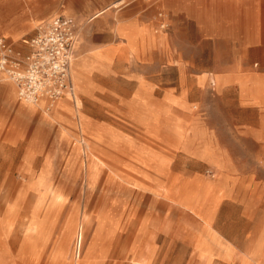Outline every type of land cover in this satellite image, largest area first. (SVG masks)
I'll list each match as a JSON object with an SVG mask.
<instances>
[{"label": "rangeland", "instance_id": "374dc122", "mask_svg": "<svg viewBox=\"0 0 264 264\" xmlns=\"http://www.w3.org/2000/svg\"><path fill=\"white\" fill-rule=\"evenodd\" d=\"M60 1L29 6L11 0L0 13L1 26L21 29L28 17ZM110 1L116 4L90 20L92 10ZM71 6L79 15L76 28L86 30L82 49H99L98 66L86 75L91 92L84 82L81 99L69 100L83 115L58 135L53 116L38 109L47 124L16 113L0 95V264H196L195 249L205 264H216L214 258H230L224 245L237 251L241 264L264 260V76L239 92L228 80L233 77L218 87L200 75L238 67L241 54L231 46L201 40L203 14L222 7L175 0H71ZM132 6L134 12L123 13ZM252 63L264 71V46ZM81 67L91 71L94 63ZM176 84L177 91H165ZM140 86L151 102L136 93ZM203 137L219 148L225 163L219 174L171 151L172 139L196 144ZM199 155L216 164L205 148ZM159 161L172 166L179 184L194 176L225 182L229 196L246 192L257 202V216H212L209 223L203 216L208 224L196 216H164L171 190L145 184L164 183L168 174L154 171ZM237 180L256 184L238 189ZM191 190L207 189L179 188L176 202L191 206L201 197L185 195Z\"/></svg>", "mask_w": 264, "mask_h": 264}, {"label": "crops", "instance_id": "0c3cea01", "mask_svg": "<svg viewBox=\"0 0 264 264\" xmlns=\"http://www.w3.org/2000/svg\"><path fill=\"white\" fill-rule=\"evenodd\" d=\"M11 0H0V13L4 10L5 6ZM17 1V0H16ZM26 4L31 6L35 0H23ZM175 2H185L188 6L190 4L196 5L202 2L203 4H207L210 7H222L221 12H210L209 14H203L201 26H199L201 32V40L212 42L213 44L218 45H227L231 46L235 53H240L241 57L237 59L239 63L237 64L238 67L235 71H207L201 72L202 77H211L214 78L218 87H222L225 80L224 77H233L232 80L234 85L237 86V90L242 92L243 87L245 86H252V80L258 77L264 76V71H259L255 68L250 67L252 63V58L256 56V52L258 51L259 45L264 46V0H175ZM116 1H110L103 7L98 9H94L91 11L90 20L97 18L100 14L104 13L105 9L108 7L115 5ZM125 9V10H124ZM133 9V6L130 8H122L123 13L130 12ZM129 10V11H128ZM136 8L133 9L134 12ZM182 12L179 9H174L173 12ZM77 10L71 6V0H62L60 2H55L54 5L46 10H43L39 15H35L32 17H28L25 24L21 27V29H12V28H3L1 26L2 20L0 18V38L5 40V42L11 45L15 50L20 52H27L28 51V42L32 35L34 34L35 28L37 25L46 22L57 15L68 16L73 19L76 24V18H79L77 15ZM187 18L193 19L196 21L198 15L192 13L188 10L182 12ZM79 20V19H78ZM42 21L41 23L37 24L38 22ZM127 21V18H122L119 20L121 24ZM37 24V25H36ZM36 26V27H35ZM77 26V25H76ZM243 28H246L249 31L242 32ZM253 29L254 31H251ZM86 30L84 29L83 25L77 29L76 32V41L73 48V55H72V63L70 65V80L73 89L74 97H70L69 95L63 96L62 100L58 102L55 109L50 114L49 118L52 116V121L57 124V134L65 135L64 129H62V125H68L72 123L71 120L75 118L76 114L80 117L83 115L79 111H77L78 107L74 104L70 103V101H74L75 98L80 97V93H82V83L86 82L90 86L89 93L91 92V83L86 80V75L91 73L98 65L94 61L96 60L95 55H98L99 49L94 48L91 52L83 50L81 44L79 42V38H83ZM259 32L261 34H259ZM18 35L16 38H12L11 35ZM126 35V34H125ZM94 53V54H93ZM180 56L178 53L175 55V59H179ZM91 60L94 63V68L90 70L84 71L81 64L86 61ZM82 69H81V68ZM84 67V65H83ZM188 74L181 73L178 75L179 77L187 76ZM189 75H192L189 72ZM209 75V76H208ZM249 78L248 81L242 78ZM181 82H183L181 80ZM249 82V83H248ZM177 86H168L166 87L165 91L174 92L177 91ZM140 88L136 91L144 97V99L149 103L151 99L146 97L144 93L146 92L144 89ZM88 93V94H89ZM168 93V92H167ZM79 94V95H78ZM0 95L3 96L4 104H6L11 110L15 111L16 113L23 114L26 116H33L36 117L37 120L43 123L49 124V122H44L40 119V115L38 112V108L24 103L20 101L16 96V91L14 86L11 82L4 79L0 75ZM78 97V98H79ZM167 99V96H164ZM81 99V97H80ZM70 100V101H69ZM162 99H160L161 102ZM82 102V100H81ZM46 103V102H45ZM44 115V114H43ZM4 121H1L0 124H4ZM173 144L171 151H174L176 154L182 153L185 158L191 159L192 163L196 162L199 163H207L213 167H215L218 171V174L221 173L223 165L225 164L221 159V155L219 152V148H216V145L213 143L212 139L209 138H200L196 144L190 143L189 138H184L181 142L178 140L172 139ZM205 148L214 158H216V164L208 161L207 159L201 157L199 154L202 149ZM114 164V162H112ZM112 164V165H113ZM148 164V163H147ZM150 164V163H149ZM146 165V164H145ZM119 167V164L118 166ZM126 164L123 163L121 168L123 172L125 171ZM146 167H148L146 165ZM172 166H167V164H162L159 161V164H156L154 167V171L162 172L168 174L165 177L164 183L156 181V182H149L146 181V185H152V187L160 186L163 188H169L171 192L169 193L170 198H165L168 200V208L171 210L168 215L166 213L164 216H178V214L182 216H196L197 218L201 219L205 224H208L212 220V216H257L256 211V200L251 197H246V192H237L236 196H229L223 191L225 187V182L220 180H196L194 176H191L190 180H186L183 182L178 183L176 179H174V174L176 171H172ZM189 176L186 177V179ZM160 178V177H158ZM159 180V179H158ZM132 182V181H129ZM137 187L140 185L135 182ZM237 188L238 189H250L255 186L256 182L252 180H237ZM130 184V183H129ZM134 185V184H131ZM130 185V186H131ZM147 189L149 186H143ZM187 190L191 188H204L207 190L193 192L186 191V194H197L201 197H198V200H194L195 202L191 204V206H183L176 202L178 200L179 193L175 190L177 189ZM162 190V195H163ZM165 197V196H164ZM154 200V199H153ZM262 206V205H261ZM264 208V206H262ZM264 210V209H262ZM180 211V212H179ZM262 215H264V211H262ZM149 216H157L149 215ZM208 217V223H206L204 217ZM213 238L219 240V235H211ZM224 248H230V258L228 260L220 261L217 258H214L216 264H241L240 259L237 261V251L233 250L231 245H224ZM250 252H253L252 250ZM195 256L198 259L196 264H205L204 260L198 255V251L195 249ZM255 253V252H253ZM242 257V256H241ZM240 257V258H241ZM254 261L257 260L256 256H251ZM195 261V260H194ZM220 262V263H219ZM192 264V263H190ZM249 264H254L253 261H250ZM258 264H264V260L259 261Z\"/></svg>", "mask_w": 264, "mask_h": 264}, {"label": "built area", "instance_id": "2783aa9c", "mask_svg": "<svg viewBox=\"0 0 264 264\" xmlns=\"http://www.w3.org/2000/svg\"><path fill=\"white\" fill-rule=\"evenodd\" d=\"M76 32L72 18L57 15L37 25L25 53L0 38V72L12 80L20 98H43L49 111L63 96L74 97L70 65Z\"/></svg>", "mask_w": 264, "mask_h": 264}, {"label": "bare ground", "instance_id": "6f19581e", "mask_svg": "<svg viewBox=\"0 0 264 264\" xmlns=\"http://www.w3.org/2000/svg\"><path fill=\"white\" fill-rule=\"evenodd\" d=\"M71 63H72V59H71ZM0 75H1L4 79H6V80H8L9 82L12 83V85L14 86L15 91H16V96H17V98H18L20 101H22V102H24V103H27V104H30V105H33V106L37 107V108H38V109H39L44 115H50V114L52 113V111L55 109V107L57 106L58 102H60V101L62 100V98H64V97H62V98L56 100V102L54 103L52 109L49 110V111L47 112V110H46V108H45V102H46V101H45L43 98H39L37 101H29V100H25V99L20 98V97L18 96V94H17L16 86H15V84L12 82V80H11L7 75H5V74L2 73V72H0ZM67 96H68V95H67ZM79 238H80V237H79Z\"/></svg>", "mask_w": 264, "mask_h": 264}]
</instances>
